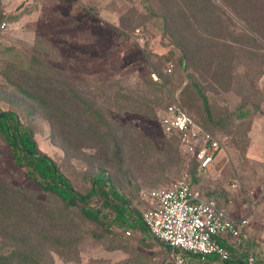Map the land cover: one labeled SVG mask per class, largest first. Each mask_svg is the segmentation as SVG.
Wrapping results in <instances>:
<instances>
[{
  "label": "rangeland",
  "instance_id": "374dc122",
  "mask_svg": "<svg viewBox=\"0 0 264 264\" xmlns=\"http://www.w3.org/2000/svg\"><path fill=\"white\" fill-rule=\"evenodd\" d=\"M186 1L0 0V11L17 16L15 20L5 18L11 29L0 34V108L18 109L22 121L34 130L41 151L56 161L75 188L86 187L90 176L102 168L115 180L121 193L134 196L133 185L139 191L164 188L181 176L184 158L172 152L176 144L171 145L156 118L148 114L154 106L166 104L174 95L184 104L179 91L189 80L187 73L191 72L202 85L209 109L204 108L192 87L183 97L190 101L192 108L187 109L200 121L207 120L206 116L212 122L225 119V127L218 130L231 138L227 150L219 151L215 167L203 179V185H196L195 189L204 194L216 186H220L218 190L223 187L225 194L220 197V204L240 217L247 213L245 198L241 191L227 188V183L236 176L245 189H258L264 183V44L246 38H243L245 43L239 44L227 41L232 39V32L238 34V39L242 38L241 27L251 36L253 33L223 1L208 0V5L213 3L218 8L215 7L219 34L211 37L203 20L199 27L184 29L188 32L187 39L193 42L197 41L191 34L195 31L205 50L209 49L210 41L215 45L218 38L220 44L224 42L222 38L226 40L224 43H231L218 45L226 69L230 60L229 84L222 78L225 75L222 66L218 78L216 73L213 75L214 69L208 73L202 68L190 67L182 72L177 63L179 50L173 41V26H185L179 12H188L191 17ZM254 9V6L247 8L246 17L254 18ZM166 11L168 21L162 17ZM243 46H250L254 54L245 51ZM8 47H13V53L3 51ZM33 55L54 68L56 78L65 89L86 96V106L75 101L72 94L68 100L63 97L55 100L76 123L78 132L73 133L66 125L67 117L56 122L53 119V123L31 104L22 100L20 105L13 103L20 99L13 84V65L20 60L28 61ZM149 70L169 78L164 79V94L146 85ZM88 106L99 116L90 114ZM108 126L112 129L110 137H96L85 131L88 127L93 131L96 128L103 134ZM114 144L122 150L121 165L113 154ZM0 175L15 186L36 191L42 201L46 200L39 186L15 165L9 147L4 144L0 146ZM251 211L246 240L240 247L264 262V196ZM74 224L73 231L59 229L65 236L73 237L76 245L73 253L77 251L79 261L67 260L68 256L49 251L44 254L45 264H166L171 261V251L154 238L147 237L144 241L147 245H142L131 237L126 242V251H108V237H97L101 230L95 225L81 220H74Z\"/></svg>",
  "mask_w": 264,
  "mask_h": 264
},
{
  "label": "trees",
  "instance_id": "16d2710c",
  "mask_svg": "<svg viewBox=\"0 0 264 264\" xmlns=\"http://www.w3.org/2000/svg\"><path fill=\"white\" fill-rule=\"evenodd\" d=\"M221 1L236 14L254 35H249L247 29L241 27L244 34L242 38L238 39V34L236 35L232 32V39L228 38L227 41H234L239 44L245 43L243 42V38H246L256 42L259 40L264 44V0H252V4L244 0ZM255 1L256 3H254ZM207 2L208 0H187L186 3L191 17L185 11L178 13L179 16H182L185 23L184 27L176 24L173 26V41L179 50V56L177 58L178 67L182 72L187 71L190 67L195 70L202 68L208 73L214 69L213 75L216 73L218 78L220 77L218 70L222 66L225 70V75H222V78L226 79L224 80L226 84H229V75H231L230 60H227L229 69H226L228 67L221 60L223 57L221 55L222 49L218 46L220 44L218 41L220 38H218L215 45L212 43L213 41H210L209 49L205 50L200 36L195 31H192L191 34L196 36L197 41H189L187 39L188 32L184 29L194 28L196 25L199 27V24L203 20V23L208 24L206 26H208V33L211 34V37L213 36L212 34H219V25L216 24V20H219V15L216 12L218 8L213 3L208 5ZM251 6H254V10H256L254 18H248L245 15L247 8ZM166 12L162 17L168 21L167 15L169 13L168 11ZM5 18L15 20L17 16L6 15V13L0 11V23ZM191 21H194L195 24L191 25ZM221 40L226 41L223 38ZM224 42L220 45L222 46L228 43ZM242 48L250 54H254L252 53L254 50L250 46H243ZM3 51L13 53V47L5 48ZM226 55L230 59V55ZM225 59L223 58V60ZM15 61L13 59V62ZM15 64L13 65L12 63L15 66V77H13L15 78V82L13 84L15 85L16 93L20 96V101L15 100L13 103L20 105L22 100L24 103L31 104L35 109L45 114L53 123V119L56 122V119L58 121L67 117L69 121H67L66 125L71 128L73 133L78 132L76 123L72 121L67 111L55 100L60 97L68 100L69 94H72L73 98H76L75 101L86 106V96L77 95L73 89H65V85L56 78L54 68L43 63L34 55L28 61L20 60ZM152 72V70L148 71L146 85L153 87L155 92L159 91L161 94H164V79L169 80V78H165L167 76L166 74L155 71L158 78L154 80L150 75ZM187 77L189 80L186 81L179 91L187 107L180 100L181 104L189 115L204 129L211 133L219 132L220 130L218 128H224V124L227 123L225 119L212 122L206 116L207 120L203 119L200 121L187 109L191 107L188 103L190 101L183 97H185V94L191 87L201 98L204 108L207 111L209 109L207 97L202 89V85L191 72L187 73ZM169 102L164 105L154 106L148 114L149 117L155 119L157 112L165 108ZM254 107L258 109L256 104H254ZM87 111L92 115L99 116L95 111H91L90 106H88ZM100 123L103 124L102 120ZM107 128L103 134H100L99 129L96 128L93 131L88 127L85 131L94 133L96 137H110L112 129L109 126ZM169 139L172 141L171 145L172 143L173 146L176 144V148L174 147L172 152L176 153L178 155L177 157L182 155L185 160L180 177L183 174H187L193 188L196 185L202 186L203 179L198 176V163L194 159H188L181 152L176 136H171ZM230 141L231 138L228 146ZM1 144L9 147L15 165L25 171L27 178L34 181L39 186L40 192L46 195L47 198L45 201H42L36 191L26 186H15L5 176L0 175V239L6 240L0 241V264H45L43 259L44 254L49 251L58 253V255H66L69 258L67 260L78 262L79 256L77 251L73 253L74 248H76V245L73 243V237L65 236L59 229L63 227L66 231H73L75 226L74 220L89 222L100 229L101 233L97 237H108V242L106 243V249L108 251H126V242L131 237L138 244L142 245H147L144 243L147 237L153 239L141 219L143 207L139 201L140 191L137 187L133 185L132 190L135 193L134 196H126L120 192L115 180L105 170L100 168L96 174L90 176L86 187L83 189L75 188L70 178L61 170L56 161L41 151L34 130L22 121L16 107L11 106L7 109L0 108V146ZM113 154L117 159V163L121 165L123 160L121 155L122 150L116 144H114ZM128 183L131 184L130 182ZM218 187L220 186L206 191L204 195L209 196L215 194L217 196L218 206L224 208L220 204V197L225 194V191L222 189L223 187L218 190ZM128 230L132 234L127 235L126 231ZM160 243L166 246L167 251H170V248L166 244ZM223 244L229 249L230 258L227 260H217L211 255L208 258V262L217 260V264H264V262L256 257L250 262L249 256L253 252L250 250H242L241 245L236 246L233 242L226 241ZM70 253H73V256H69ZM166 264H172V262L168 261Z\"/></svg>",
  "mask_w": 264,
  "mask_h": 264
},
{
  "label": "built area",
  "instance_id": "2783aa9c",
  "mask_svg": "<svg viewBox=\"0 0 264 264\" xmlns=\"http://www.w3.org/2000/svg\"><path fill=\"white\" fill-rule=\"evenodd\" d=\"M10 29L8 22L0 23V34ZM156 75L151 74L154 80ZM156 121L166 137L176 136L182 152L198 163V176L202 179L215 167L219 151L227 150L230 137L222 131L211 133L204 129L189 115L178 95L157 112ZM215 176L220 177L219 172ZM226 186L243 193L247 204L243 216L235 217L219 207L215 194L205 196L193 188L187 174L168 187L139 192L141 219L151 236L170 248L172 264H217V260L230 258L224 241L239 246L246 240L251 209L264 196V183L258 189H245L236 176ZM126 234L132 232L128 230ZM211 255L217 260L208 262ZM253 260L250 255L249 261Z\"/></svg>",
  "mask_w": 264,
  "mask_h": 264
}]
</instances>
